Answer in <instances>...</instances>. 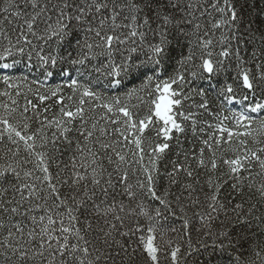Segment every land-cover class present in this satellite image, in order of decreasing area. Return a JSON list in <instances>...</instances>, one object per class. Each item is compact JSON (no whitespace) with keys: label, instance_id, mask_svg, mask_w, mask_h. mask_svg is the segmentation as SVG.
I'll list each match as a JSON object with an SVG mask.
<instances>
[{"label":"snow or ice","instance_id":"6c2138e0","mask_svg":"<svg viewBox=\"0 0 264 264\" xmlns=\"http://www.w3.org/2000/svg\"><path fill=\"white\" fill-rule=\"evenodd\" d=\"M248 4L249 0H209L207 4H194L192 0H187V3L185 0H22V3H18L17 0H5L6 6L0 8V11L9 13V15H4L0 21V61H7L10 57L13 60L12 64L6 62L0 64V68L8 69L18 63L14 59L17 53L21 56L27 55L29 66L37 67L44 77L51 78L57 74L65 76L70 81L68 87L73 93L67 99L76 100V93H79V99L78 106L73 111L67 105H63L64 98L61 96L56 101L57 104L62 105L60 118L47 124L44 121H38L40 127L33 131L30 123L33 117L28 116L27 113L30 107L34 110L37 105L31 100H26L21 109L18 100L12 99L8 91L0 92V96H8L11 99V106L7 103L0 105L3 108V112L0 113V143L7 141L8 145L15 148V150L13 147L8 148L11 162L0 157L5 160L4 164L0 165V215L20 214V208L25 202H33L27 209V213L36 211L43 213L38 218L35 215L31 216L33 225H39V233L35 231V228L31 229L27 233V241L24 240L23 220L12 223L11 227L7 228V235L0 240V249H3L0 251V257H3V264H27V261L35 256L45 257L46 252L49 257L48 264H56L57 254L60 257V264H68L69 260L73 264L77 262L78 264H99L104 259L105 253L92 245L87 238V233L93 229L88 214L101 215L96 198L107 197L108 189L116 186L122 188L123 195L129 200H137V189L140 194L146 190L153 200H158L159 205L175 215L171 201L168 199L172 193L166 189L163 196H159L155 185L156 176L159 174L157 163L170 148L167 141L173 139L172 134H184L186 121H190L193 125L194 135L196 132L195 117L197 114L180 110L182 101L191 98L183 89L185 75L180 69L191 65L192 68L199 70V72H190L193 78H203L204 73L211 77L221 71H227L225 61L234 59L236 75L233 80L235 83L226 82L218 95L231 104L236 101L238 90L243 91L244 101H247L248 94L252 93L253 103L249 111H264V104L255 100L256 93L264 99V29L253 27V21L245 17L244 10ZM197 11L201 12V17L211 16L213 13L218 14V17L210 21L211 30L206 25L202 30L200 17L196 16ZM10 17L22 23H17L11 31H8L4 23L12 24L13 20ZM221 29L227 31H221L219 40H214L215 32ZM193 37H195V45L192 43ZM34 41L40 43H34ZM217 43L221 46L218 53L219 59H214L217 54L213 48ZM174 46L186 47L188 51L186 55L181 52L177 61L180 67L172 75L164 77L163 72L172 59ZM197 51L199 56H197ZM249 51L250 56L244 54ZM33 56L36 58V65L31 64ZM93 60L97 61L95 65L92 64ZM197 60L199 63H196ZM248 63H255V72L252 68L245 66ZM72 71L78 73L77 78L71 77ZM132 77L142 78V83L139 87L132 88L125 93L128 102L122 101L119 96L104 97L92 87V81L99 82L101 78L105 81V87H120L124 85L125 80ZM3 83L9 89L17 87L8 77H4ZM176 85H179V88L174 87ZM48 91V95H43L37 90L36 95L41 103L46 99L59 96L61 89L57 87ZM16 95L19 96L21 93L17 92ZM199 95L203 102L196 107L208 111L209 102L204 99L205 93L201 91ZM86 97L98 102L92 106L91 111L94 112L96 107H101L113 116L120 114L125 118L121 121L107 117L110 124L118 125L111 131L123 137V144L125 146L134 145L133 159L129 161L126 154L116 150V144L121 143L119 140L111 144L98 141L100 148L105 152L104 157H100L92 147L85 148L78 143L77 151L81 153V157L84 156L85 150L88 153L86 164H81L84 174L74 171L72 179L63 181L73 189V193L61 195L56 184L52 182L53 177L46 162L47 154L36 150V141L38 139L41 141L39 147L43 149L48 142L44 129L54 126L59 136L64 137L70 144L68 134L75 129L69 125L73 124L77 118L81 121L79 135L84 138L85 142L90 141L99 121L105 120L106 115H101L99 121L92 124V130L85 129L84 125L87 124L84 107ZM133 99L136 101L134 104L130 103ZM139 108H144L146 111L137 120L132 109ZM229 119L235 121V125L241 128H250L252 124L246 112L232 113L231 116L222 115L217 125L205 122L208 128H213L219 133L226 132L228 137L227 141H222L217 136L209 135L208 139L202 141L211 153V157L206 163L204 149L201 148L197 166L206 168L210 173H214L218 168L217 151L222 143L230 142L233 136L250 135L249 132H234L225 127L223 121ZM150 127L155 132L156 142L150 144L149 150L145 152L143 138L144 133ZM260 127L264 129V121L261 122ZM200 131L203 132L204 129L201 128ZM99 132L101 136L109 134L105 127H100ZM56 135L57 133H53V145H55ZM161 139L164 142H160ZM21 142L24 150L36 157L35 171L42 175H35L33 170H24L21 162L16 159ZM239 143L245 145L243 154L223 160V163L228 166L229 174L237 182L242 179L239 174L243 170H248L247 164L251 160L258 161L260 168L264 170V159L259 155V153H264V147L253 150L247 148L245 141ZM192 155L196 158L195 152ZM146 156L147 164L144 163ZM105 158L109 165H114L112 171L105 169L102 163ZM187 161V153H185L183 162L179 160V157L171 161L172 170L165 171L170 185L179 183L176 177L181 172L186 173L189 178L193 177L191 165ZM28 162L30 161L25 159L24 163ZM126 165L129 167H125ZM131 165H139V170L144 177L143 179L138 178L135 184L129 182ZM73 168L75 169V161ZM106 172L108 178L105 180ZM89 175L91 176V191H89V184L84 183ZM113 175L116 177L115 185L112 182ZM37 181L39 183H36ZM206 182L211 190L210 195L205 194L208 200L207 207L211 210L206 219L211 221L215 219L211 212L223 210L225 205L218 199L221 185L214 184L211 175ZM5 184L11 186V191L19 194V199H16L14 195L7 198L9 188L5 187ZM82 184L83 193L81 195L80 185ZM249 187L251 188L252 185L250 184ZM233 188L243 195L238 183H234ZM256 191L260 199L264 200V184H261ZM193 192H195V187L192 183L181 186L180 193L175 197L176 204L181 211H183L181 199L185 193H187V199L193 204L200 203L198 197H193ZM49 200L52 201L51 204ZM88 201L92 203L89 204ZM242 207V203H236L233 211L241 224H248L249 221L243 218L239 211ZM119 210L125 211V205L122 202ZM115 211L116 206L112 205L105 209L103 215L107 217ZM77 213L84 216L83 227L78 226L81 221ZM249 214H251V208ZM126 215L143 216L152 221L161 217L163 213L160 207L149 210L138 201L136 207L129 209ZM65 218L68 226H65ZM113 218L120 221L123 226L125 217L114 215ZM57 224H59L58 228L55 227ZM105 224L109 226L108 230L100 229L103 232V242L109 248L113 244L117 245L119 251L116 254L120 255L122 251L127 257L128 264H135L137 252L141 248L145 256V264L149 262L160 264L161 248L155 243L156 228L154 226L148 227L147 237L141 234L139 244L132 246L115 240L113 232L119 231L115 223L105 219ZM183 226L185 230L188 229V219H184ZM4 228L5 223L0 221V229ZM136 231L143 233L139 226ZM56 232L61 235H54ZM17 234H19V239L16 238ZM119 234L131 237L135 235V232L129 230L119 232ZM37 236H39L38 248L33 249L32 245L37 242ZM70 236L75 237L77 242L70 243ZM53 241H55V246ZM167 244L171 246V241ZM89 245H92L96 252L94 258ZM235 246L231 233L227 231H222L216 236L212 245L214 250L218 248L221 252ZM164 251L167 250L164 249ZM180 251L179 246L171 249L172 264H179L178 253ZM256 255L259 256L260 252ZM107 258L114 260L111 253ZM209 264H211L210 260Z\"/></svg>","mask_w":264,"mask_h":264},{"label":"trees","instance_id":"16d2710c","mask_svg":"<svg viewBox=\"0 0 264 264\" xmlns=\"http://www.w3.org/2000/svg\"><path fill=\"white\" fill-rule=\"evenodd\" d=\"M18 3H22V0H17ZM187 3V0H185ZM194 4H207L209 0H192ZM6 6L5 0H0V8ZM11 11V10H10ZM202 11V9H201ZM4 15H9V13H4L0 11V21H2ZM244 15L247 19L253 21V27H259L264 29V0H249V4L245 7ZM196 16L200 17L199 22L203 26H207L211 30L210 21L218 17L217 13H213L211 16L201 17V12L197 11ZM13 20L12 24L4 23V27L11 31L12 28L16 26L17 23H22V21H16L14 17H10ZM226 32V29H221L215 32L213 36L214 40H219L220 32ZM15 37H13L14 39ZM6 43V41L4 42ZM34 43H40L39 41H34ZM195 45V37L192 41ZM235 42L233 41V44ZM220 45L217 43L214 45V52L217 54L214 56V59H219L218 53L220 51ZM188 49L186 47H173L172 59L168 62L163 72V76L167 77L172 75L179 64L177 63L180 58L181 52L185 55L187 54ZM245 55L250 56V51L244 53ZM197 56L199 52L197 51ZM18 63L14 64L8 69L0 68V92L8 91L11 94L12 99H17L19 106L22 109L26 103V100H31L33 104L37 105L36 109L30 107L28 116L33 117L30 121L32 130L40 127L38 121H44L47 124L50 121L60 118V108L61 104H57V99L61 96L63 99V105H67L71 110H75L78 106L79 93H76V100L69 101L68 96L73 95L72 89L68 87L70 81L63 75H55L51 78L44 77L37 67H30L27 55L21 56L19 53L14 57ZM103 59V58H101ZM13 58H8L7 61H0L2 63L12 64ZM97 61L93 60L92 64H96ZM199 63V60L196 61ZM32 65H36V58L33 56L31 61ZM246 67L252 68L255 72V63H248ZM225 68L227 71H221L219 74H214L211 77L208 74H202L203 78H193L190 75L191 71H198L194 69L191 65H186L185 68L180 69L184 72L185 83L183 89L186 94L191 98L185 99L182 101V108L180 110L185 113L191 111L196 113V132L193 134V125L190 121H186V132L184 134L173 133V139L167 141L170 144V148L166 150L163 158L158 161L157 167L159 169V174L156 176V191L157 195L163 196L165 190L167 189L171 195L168 199L171 201V207L175 212V215L168 212L167 209H164L162 205H159L158 200H153L146 190L143 194L139 193L137 189L138 197L137 200H129L125 195H123L122 188L116 186L114 188H109V195L107 197H98L96 198V203L99 204L100 213L99 216H93L91 213L88 214V218L92 221L93 229L87 233V238L92 242V245L100 248L104 251L105 257L102 259L99 264H128L127 257L124 256L123 252L120 251V255H117L119 251L117 245L113 244L111 248L108 247L103 242V232L100 231L101 228L108 230V225L105 224V219L111 223H115L119 231L113 232L115 240L120 241L126 245L136 246L139 244V236L143 234L147 237V229L149 226H154L156 228L155 232V243L158 247L161 248L160 264H172L170 252L173 247L179 246L181 251L178 253L179 264H264V200L260 199L259 193L256 189L264 184V170L260 168L259 162L256 160H251L247 164L248 170H243L239 175L242 177L238 182L232 178L229 174L228 166L223 163L224 159L234 158L237 154H243V149L245 145H241L240 141H245L248 149H256L264 147V129L260 127L262 121H264V111L250 112L249 108L253 103V94L249 93V99L244 101L243 91L238 90L237 99L234 103L229 104L227 101L220 97L218 94L221 87L227 83H235L233 77L236 75L235 70V61L226 60ZM72 78H77L78 73L72 71L70 73ZM95 75V74H94ZM4 77H8L11 82H14L17 87L9 89L7 85L3 83ZM142 83V78L132 77L125 80L124 85L115 88L105 87V81L103 78L97 82L96 80L92 81L93 89L100 93L104 97L110 96H119L122 101L128 102L125 97V93L132 89L139 87ZM61 89L59 96L46 99L41 103L38 99L36 93L37 90L40 94L48 95L49 89L57 88ZM174 87L179 88V85ZM205 93L204 99H207L209 102V110L205 111L196 107V105L202 103V98L199 95L200 92ZM20 92L21 95L17 96L16 93ZM86 104L84 105L86 110V119L87 124L84 125V128L87 130H92V124L96 121H99L101 115H106V119L99 121L97 129L94 132V136L90 141L85 142L84 138L79 135L81 130V121L77 118L73 124H70L69 127L74 128L75 130L68 134L71 143L69 144L64 137L59 136L58 130L56 127H47L44 129L48 137V142L46 146L41 149L39 145L41 141L38 139L37 151H44L46 156L47 166L49 167L50 174L53 177V183L56 184L57 188L60 190L61 195L73 193V189L69 187L67 181L73 178L74 171L84 174V168L81 167V164H86L88 160V153L85 150L84 156L81 157V153L77 151V144L79 143L82 146L92 147L95 151L99 153L100 157L105 156V152L100 148L98 141L104 143H114L119 140L121 143L116 144V150L127 155L129 161L133 159L132 152L135 151L134 145L123 144V137L119 134L112 132L111 130L118 125H112L108 122L107 117L117 118L123 121L125 118L117 114L113 116L111 113H107L105 109L101 107H96L95 111H91L92 106L98 102L91 100L90 98H85ZM255 100L264 104V99L260 98L259 93L255 94ZM9 104L11 106V99L8 96H0V105ZM130 103H136L133 99ZM133 113L137 120L145 114L146 109H132ZM176 110L174 109V112ZM3 112V108L0 107V113ZM236 112H246L252 124L250 128H241L235 125V121L229 119L224 120L223 124L225 127L236 131L249 132L250 135L246 136H233L230 142L222 143L221 148L217 151L218 159V168L214 173H210L206 168L197 166V158L199 157L200 149H204V158L207 163L208 159L211 157V153L203 145L202 141L208 139L209 135H214L219 137L222 141H227V133H219L213 128H208L205 122L217 125L220 123L222 115L231 116L232 113ZM211 113V114H209ZM67 119V118H65ZM100 127H105L108 129L109 134L101 136L99 132ZM203 128L204 131L201 132L200 129ZM53 133H57L55 139V145L52 143ZM156 142L155 132L151 130V127L146 130L144 133L143 143L145 152L149 150V145ZM160 142H164L162 139ZM14 146L8 145L7 141L0 143V157H4L11 162L10 153L8 148ZM195 152L196 158L193 157L192 153ZM185 153L188 154L187 163L191 165L193 171V177H187L186 173L181 172L178 174L176 179L179 181L176 185H170L169 177L165 175V171L172 170L171 161L179 160L183 162L185 160ZM260 157L264 159V153H259ZM23 166L24 170H33L35 175H42V173L35 171L36 169V157L30 155L24 150L23 144L21 142L19 148V155L16 157ZM27 159L28 163H24ZM113 159L115 157L113 156ZM75 161V169L73 168V162ZM5 162L4 159H0V165H3ZM102 163L107 169V171H112L114 165H109L107 159H103ZM145 164L148 163L147 156L145 157ZM129 167V166H125ZM23 175V172H21ZM130 183L135 184L137 179H143V174L139 170V165H131L130 171ZM211 175L213 177L214 184L218 183L221 185L220 191L218 193V199L221 203L225 205V209L219 210L218 212H211V215L215 219L209 221L206 219L208 213L211 211L208 209V200L206 199L205 194H211V190L208 187L207 179ZM105 180L107 177V172L105 173ZM91 176H88V179L84 183L89 184V191H91L90 184ZM199 181V183H197ZM112 182L116 184V177L113 175ZM36 183H39L38 181ZM192 183L195 187V192H193V197H198L200 203L193 204L192 201L187 199V193L184 194V197L181 199V204L183 206V211L176 204V195L180 193L181 186L183 184ZM234 183H238L239 188L242 189L243 195L239 191L234 190ZM252 185L250 188L249 185ZM9 188L7 198H11L13 195L16 199H19V194L11 191V186L8 184L4 185ZM81 195L83 193V184L80 185ZM101 201H103L101 203ZM141 202L144 206L153 210L156 207H160L163 215L155 220H148L143 216H127L126 213L129 209L135 208L137 202ZM121 202L125 205V211L121 212L119 206ZM33 202H25L23 207L20 208V214L15 216L0 215V221L5 223V228L0 229V240H3L4 236L7 235V228L11 227L12 223H18L23 220L24 227V240L27 241V233L31 229L35 228V231L39 233V225H33L31 216L35 215L37 218L43 214L39 211L33 213H27V209L31 207ZM42 203V201H41ZM52 201L49 200V204ZM89 204L92 201H88ZM236 203H242L243 207L240 209L241 216L249 221L248 224H241L238 220L236 213L233 211L234 205ZM112 205L116 206L115 213L108 214L107 217L103 215L105 209L111 207ZM251 208V214H249V209ZM26 214V215H25ZM81 223L79 227H83L84 216L80 215ZM114 215H120L125 217L123 221V226H121L120 221L114 220ZM154 215V212H153ZM188 219L189 226L188 229H184V219ZM65 226H68V221L65 218ZM143 230V233L136 231L137 227ZM55 227H59L57 224ZM175 229V231H173ZM132 230L135 232V235L121 236L119 232H128ZM14 231V229H13ZM222 231H227L231 233L232 239L235 243V247L228 248L227 250L221 252L218 248L213 249V241L216 236H218ZM211 233V234H209ZM215 234V235H213ZM56 236H60L59 232L54 233ZM17 239H19V234H17ZM37 242L32 245L33 249L38 248L39 236L36 238ZM171 241V246H168L167 242ZM75 237L70 236V243H76ZM55 246V241L52 242ZM92 245H89L90 251H92L93 258L96 255V252ZM207 245V247H205ZM164 249L167 251L165 252ZM3 249H0L2 251ZM131 251V248H129ZM260 252V255L257 256L256 253ZM114 257V260L108 259V254ZM31 255V254H30ZM167 256V258H165ZM48 254L45 253V257L35 256L33 259L27 261V264H48ZM0 264H3V257H0ZM56 264H60V257L57 254ZM68 264H73L69 260ZM78 264V262H77ZM135 264H145V256L142 254V248L138 250ZM150 264V262H149Z\"/></svg>","mask_w":264,"mask_h":264}]
</instances>
